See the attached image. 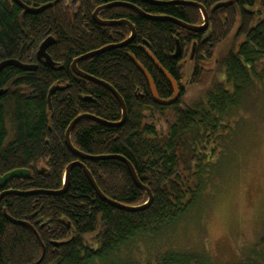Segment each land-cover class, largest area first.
<instances>
[{"label": "trees", "instance_id": "obj_1", "mask_svg": "<svg viewBox=\"0 0 264 264\" xmlns=\"http://www.w3.org/2000/svg\"><path fill=\"white\" fill-rule=\"evenodd\" d=\"M21 1L47 8L29 14L13 0H0V64L15 60L37 67L24 71L8 66L0 73V90L6 91L0 95V177L15 170H29L31 176L0 186V194L58 192L68 166L80 160L66 145L72 122L86 114L110 123L123 118L120 103L108 89L72 71L76 59L123 44L132 35L125 25H98L94 13L120 2L191 26H202L204 18L193 6L142 0ZM184 1L206 9L207 31L190 32L131 9L110 8L100 12L99 19L130 22L134 40L78 64L82 72L118 92L127 119L119 128L82 120L71 133L73 146L89 156L127 159L151 190L152 204L141 211L115 208L100 199L84 171L75 167L63 195H8L1 201L0 264H210L206 254L177 250L170 236L193 215L217 177L228 171L224 157L251 114L249 101L256 107L252 96L258 83L264 86V0ZM49 38L54 44L47 53L55 67L38 58ZM177 43L182 55L175 58ZM145 48L177 81V103L154 102L131 56L150 73L160 98L168 100L174 92ZM55 86L63 90L52 96L50 109L48 97ZM81 162L107 198L128 207L148 202L124 162ZM145 243L146 258L141 254ZM240 264L264 261L248 257Z\"/></svg>", "mask_w": 264, "mask_h": 264}, {"label": "rangeland", "instance_id": "obj_2", "mask_svg": "<svg viewBox=\"0 0 264 264\" xmlns=\"http://www.w3.org/2000/svg\"><path fill=\"white\" fill-rule=\"evenodd\" d=\"M262 96L264 86L258 83L252 96L257 101L256 107L253 109L254 103L249 101L251 114L239 126L236 139L224 157L228 171L217 177L193 215L173 229L170 238L177 250L206 254L210 264H240L248 257L264 261ZM148 248L146 243L141 246L145 258L149 256Z\"/></svg>", "mask_w": 264, "mask_h": 264}, {"label": "water", "instance_id": "obj_3", "mask_svg": "<svg viewBox=\"0 0 264 264\" xmlns=\"http://www.w3.org/2000/svg\"><path fill=\"white\" fill-rule=\"evenodd\" d=\"M15 3H17L22 9L25 10L26 13L29 14H38L43 12L47 7H42V8H32V7H28L27 5H25L21 0H13ZM143 2L149 3V4H153V5H188V6H193L196 7L200 10V12L202 13V16L204 18V24L202 26H191L188 24H185L182 21L176 20L174 18H170V17H160V16H152L149 14H146L145 12H143L140 8H138L137 6L133 5V4H129V3H113V4H109L106 5L102 8H99L95 13H94V19L97 22L98 25L100 26H104V27H110V26H116V25H125L127 26L131 31H132V35L131 37L123 44L120 45H116V46H108L106 48H103L102 50H99L97 52H93L91 54H88L86 56L80 57L78 59H76L74 61V63L72 64V71L79 76L80 78L87 80L89 82H92L94 84L100 85L105 87L106 89H108L113 95L114 97L118 100V102L121 105L122 108V112H123V118L121 122L118 123H110V122H106L104 120H101L99 118H96L92 115H82L79 116L78 118H76L72 124L69 126L67 132H66V145L69 148V150L71 151L72 154H74L76 157H78L80 160L78 162H75L71 165L68 166L66 173H65V178H64V188L61 191H54V192H48V191H41V192H19V191H13V190H9V191H5L2 194H0V204L1 201L8 195H16V196H29V195H34V194H46V195H52V196H59V195H63L67 192L68 190V186H69V182L71 179V172L75 167H80L85 175L87 176L88 180L90 181V183L92 184L93 188L95 189L96 193L98 194V196L100 197L101 200H103L104 202L110 204L111 206L124 210V211H141V210H145L147 209L153 202V194L151 192V190L145 186L140 179L137 176V173L135 171V168L133 167V165L125 158L120 157V156H109V157H99V156H89L86 155L85 153L80 152L79 150H77L72 142H71V133L73 131V129L75 128V126L82 120L85 119H89L91 121L109 126V127H115V128H119L121 126L124 125V123L126 122L127 119V108L125 105L124 100L122 99V97L118 94V92L109 84H107L106 82H103L101 80H98L92 76H89L87 74H85L84 72H82L79 68H78V64L81 63L82 61L91 59L93 57H96L100 54H103L107 51H110L114 48H124L125 46H127L128 44H130L136 35V31L135 28L133 27V25L126 21V20H121V21H103L99 19V13L101 11L110 9V8H115V7H123V8H127V9H131L135 12H137L138 14L144 16L145 18L149 19V20H153V21H169L172 22L190 32H195V33H200V32H205L208 29L209 26V15L208 12L206 11V9L201 6L198 3L195 2H190V1H184V0H178V1H174V2H170V3H163V2H158V1H154V0H142ZM237 0H232L230 3H233ZM54 44V39L53 38H49L47 39L40 47L39 51H38V58L40 60L44 59L45 62L52 66L55 67V64L53 63L51 57L48 55L47 50ZM144 53L150 58L151 62L154 64V66L158 69V71L171 83L172 88H173V92L174 95L172 98L168 99V100H164L162 98H160L154 80L151 77L150 73L145 69V67L140 64L138 62V60L134 57L131 56V60L134 63V65L142 72V74L145 76L149 88L151 90V95L152 98L154 100V102L158 105L161 106H170L173 105L175 103L178 102V100L180 99L181 96V91L179 89V85L177 83V81L163 68V66L159 63V61L156 59V57L147 49H144ZM182 55V49L179 45V43H177V48H176V53H175V58L179 57ZM8 66H13L16 68H19L21 70L24 71H35L37 69L36 66H28L25 64H22L18 61L15 60H10V61H6L0 64V73ZM61 69V68H60ZM63 90L62 88H60L59 86H55L50 90L49 93V97H48V102H49V107L50 109H52V104H51V99L52 96L57 92ZM6 91H2L0 90V95L5 94ZM89 101V100H88ZM109 159H115V160H119L124 162L128 169L129 172L132 176V179L134 181V183L137 185V187L143 191H145L148 196H149V200L146 204H144L141 207H128L125 205H122L120 203H117L109 198H107L99 189V187L97 186L94 178L92 177L90 171L87 169V167L81 162L82 160H91V161H100V160H109ZM31 173L29 170H15L13 172H10L8 174H6L3 177H0V186L5 187L6 184L14 179H21V180H28L30 179ZM7 218L14 224L17 225H22V222L19 221H15L13 219H11L10 217L7 216Z\"/></svg>", "mask_w": 264, "mask_h": 264}, {"label": "flooded vegetation", "instance_id": "obj_4", "mask_svg": "<svg viewBox=\"0 0 264 264\" xmlns=\"http://www.w3.org/2000/svg\"><path fill=\"white\" fill-rule=\"evenodd\" d=\"M102 12V11H101ZM100 14V13H99Z\"/></svg>", "mask_w": 264, "mask_h": 264}]
</instances>
